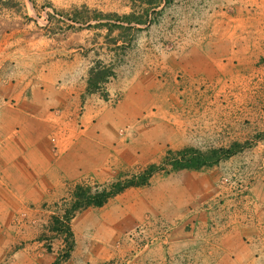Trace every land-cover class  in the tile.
Here are the masks:
<instances>
[{
    "label": "rangeland",
    "instance_id": "obj_1",
    "mask_svg": "<svg viewBox=\"0 0 264 264\" xmlns=\"http://www.w3.org/2000/svg\"><path fill=\"white\" fill-rule=\"evenodd\" d=\"M242 1L243 11L238 13V0H95L92 6L83 3L75 10H61V16L80 14L93 20L82 22L80 33L71 36L68 20L59 26L51 20V11L34 0V14L48 15L45 20L34 16L35 40L64 46L60 55L78 56L82 70L89 65V90L99 89L115 106L125 92L116 91L109 98L107 86L131 88L136 78L147 88L145 109L132 124L135 127L117 128L110 138L116 140L118 134L130 146L136 142L138 163L122 168L105 185L80 190H111L112 184L154 166L148 183L141 185L146 195L144 219L125 234L138 245L130 247L124 259L108 264H216L203 253L207 212L216 218L228 206L233 208L236 196H243L244 203H237L241 207L247 201L254 206L255 194H264V12H258L259 7L250 11V0ZM0 8L19 11L21 2L6 1ZM20 21L5 23L15 26ZM220 23L226 37L219 36ZM236 40L241 51L238 46L233 51ZM136 130L143 134L131 141L138 136ZM185 148L231 154L200 169H176L171 163ZM77 191L78 187L74 194ZM151 193L156 195L153 200L148 198ZM77 200L76 194L62 199L65 211L52 214L45 227L65 238L54 264L70 256L68 222Z\"/></svg>",
    "mask_w": 264,
    "mask_h": 264
},
{
    "label": "crops",
    "instance_id": "obj_2",
    "mask_svg": "<svg viewBox=\"0 0 264 264\" xmlns=\"http://www.w3.org/2000/svg\"><path fill=\"white\" fill-rule=\"evenodd\" d=\"M6 1H20L21 9L0 8V264H54L65 238L45 227L52 214L65 211L61 210V200L72 199L78 186L105 185L116 179L122 168L138 163L136 142L130 146L118 134L116 140L110 138L115 129L137 121L145 109L147 88L136 78L131 88L106 85L109 98L116 91L125 92L114 106L99 89L89 90V65L82 70L78 56L60 55L64 46L35 40L34 16L45 20L48 15L34 14V0H0V6ZM238 1L237 12L241 13L243 1ZM38 3L51 11V20L59 26L68 20L71 36L80 33L78 25L82 22L93 21L80 14L61 16L60 12L66 7L75 10L83 3L95 5V0ZM249 5L250 11L259 7L258 12H264V0H250ZM12 20L22 22L15 26L5 23ZM250 27H254L253 22ZM221 31L220 23L219 36L226 37L227 32ZM258 36L263 35L260 32ZM236 46L241 51L239 40L234 42L233 51ZM135 134L137 138L131 141L143 132L136 130ZM144 190L141 185L129 186L101 206L73 210L75 214L68 222L73 247L60 264H108L124 259L130 247L138 245L125 234L144 219ZM155 197L154 193L148 196L151 200ZM242 197L236 196L233 208L228 206L216 218L207 212L203 244L207 260L212 258L216 264H264V194H255L254 206L248 201L238 206L244 203Z\"/></svg>",
    "mask_w": 264,
    "mask_h": 264
},
{
    "label": "trees",
    "instance_id": "obj_3",
    "mask_svg": "<svg viewBox=\"0 0 264 264\" xmlns=\"http://www.w3.org/2000/svg\"><path fill=\"white\" fill-rule=\"evenodd\" d=\"M231 154L230 151L223 150H211L209 152H201L197 151L193 148H185L181 151L177 152V156L174 157V162L171 164L176 169H200L205 166H210L215 163H218L222 158L229 156ZM154 166L142 172L134 177L123 181H118L112 184V189L107 190L104 189L102 191H98L96 193H90L89 188L87 191H80L81 186H78V191L76 197L78 200L75 203V210L78 208H83L89 205H103L111 196L123 191L129 186H139L147 184L151 174L154 172L152 170ZM83 189V188H82Z\"/></svg>",
    "mask_w": 264,
    "mask_h": 264
}]
</instances>
